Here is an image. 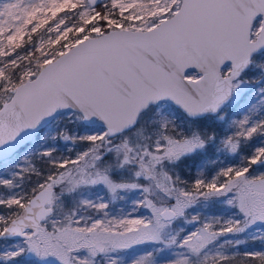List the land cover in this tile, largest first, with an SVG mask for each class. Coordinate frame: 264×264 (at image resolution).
Returning a JSON list of instances; mask_svg holds the SVG:
<instances>
[{"label":"snow or ice","instance_id":"snow-or-ice-1","mask_svg":"<svg viewBox=\"0 0 264 264\" xmlns=\"http://www.w3.org/2000/svg\"><path fill=\"white\" fill-rule=\"evenodd\" d=\"M264 0H0V264H264Z\"/></svg>","mask_w":264,"mask_h":264},{"label":"rangeland","instance_id":"rangeland-1","mask_svg":"<svg viewBox=\"0 0 264 264\" xmlns=\"http://www.w3.org/2000/svg\"><path fill=\"white\" fill-rule=\"evenodd\" d=\"M247 248L250 249V250H262L264 249V245H262L259 240L255 241V242H250L248 245H247Z\"/></svg>","mask_w":264,"mask_h":264}]
</instances>
